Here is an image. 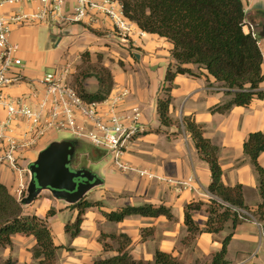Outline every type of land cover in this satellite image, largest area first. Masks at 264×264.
Listing matches in <instances>:
<instances>
[{
	"label": "crops",
	"instance_id": "0c3cea01",
	"mask_svg": "<svg viewBox=\"0 0 264 264\" xmlns=\"http://www.w3.org/2000/svg\"><path fill=\"white\" fill-rule=\"evenodd\" d=\"M242 2L244 6L249 7L246 20L254 24L257 31L261 28L260 34L263 38L260 40V49L263 53L264 1L242 0ZM26 9H30V6L25 7ZM11 10L5 8L3 12L9 14ZM103 26L91 28L73 24L57 28L46 25L16 27L11 39L19 45V56L25 65V74L32 79H39L43 76L45 72H41V68L47 62L52 66L68 59L75 61L80 47L89 48L88 46L92 45V37L96 35L112 38L121 44L124 51L136 58V63H133L136 72L125 75L118 72L113 90L127 88L128 83L130 95L126 100L124 110L129 113L128 110L132 106H138L141 112V123L147 132L138 137L124 156L125 161L132 166L146 167L156 175L167 179L184 180L195 174L202 187L208 189L212 179L210 166L200 158L191 134L185 130L170 139V134L177 131V125L162 126L157 105L153 117H150L151 99L157 100L164 82L159 88L149 90L148 81L142 76V66L166 61L167 67L164 68L162 75L164 80L169 64L174 62L171 57L172 44L156 34L146 32L142 34L137 24H135L136 34L129 38L114 34L110 23H105ZM53 34H58L63 41H66L65 51L59 53V46L51 49L50 40L53 39ZM47 51L58 53L60 62L56 63L51 57L46 58ZM73 72L76 73L74 70ZM149 74L153 75L152 72ZM71 78L72 76L70 80ZM84 85L86 88L85 83ZM220 86L214 79L207 81L204 75H179L174 81L172 95L174 103L181 104L183 112L172 115V118L179 119L180 124H183V118L190 117L202 126L205 137L220 149L219 161L224 184L229 187L241 184L245 205L248 209L255 211L261 202L258 174L251 159L244 153V143L250 133L264 132V100H254L248 107H234L225 114L213 113L211 110L214 107L231 99V96L226 95ZM214 88L219 90H213ZM261 89L264 90V82L261 84ZM20 90L21 88H15L12 92L18 93ZM97 90L98 82L88 92L95 93ZM151 129H159V132L148 133ZM34 155L36 156L35 153ZM259 163L264 166V153L260 156ZM95 170L99 171L105 182L101 187L90 191L82 201H89V196H91L90 202L99 201L100 206L90 207L83 212L81 232L76 237L72 238L66 232L68 224L62 222L59 217L60 213L71 210L72 218L69 225H72L79 216V211L70 209L71 205H66L65 202L55 198H43L44 193L49 191H43L39 199H36L28 209L23 205L25 212L41 217H45L51 209L55 211L48 221L55 243L63 247L57 255L59 264H93L96 259L117 255L121 248L123 251L130 252L136 260L141 261H153L156 251L159 250L171 254L174 258H180V260L188 261L186 258L188 254L190 259L204 258L205 263H210L213 255L221 250L222 241L231 231L234 234L228 245V261L231 264H264V237H261L260 230L254 222L241 221L235 229L232 223L228 222L225 230L219 234H198L193 244L194 251L191 252L189 247L182 248L179 240L181 233H188L184 222L185 207L191 203H202L192 213L194 220L201 228H204L209 217V201L189 191L179 192L162 181L153 182L148 179V182L138 185L129 181L130 178H127L125 174L118 175L113 167L104 168V171L101 168ZM116 178L120 181L112 184V180ZM0 181L9 188L13 195V190L8 184L13 183L11 185L13 188L16 174L0 166ZM135 203L151 204L155 207L163 205L171 210L174 219L169 220L165 216L156 218L128 216L122 222H114L104 215V213L118 212ZM147 227L150 228L151 235L143 241L141 229ZM111 235H115L116 238H112ZM121 235H126L129 240L124 241ZM219 237L220 239L217 240L216 238ZM35 243L34 237L16 235L13 237V246L8 256H11L16 264H32L34 259L30 250ZM104 245H108V248Z\"/></svg>",
	"mask_w": 264,
	"mask_h": 264
},
{
	"label": "trees",
	"instance_id": "16d2710c",
	"mask_svg": "<svg viewBox=\"0 0 264 264\" xmlns=\"http://www.w3.org/2000/svg\"><path fill=\"white\" fill-rule=\"evenodd\" d=\"M124 7L126 17L148 34H156L172 44L170 63L163 87L166 99L158 101V112L162 126H170V107L174 81L179 75H204L207 81L214 79L231 99L217 105L211 111L225 114L234 107H248L254 100H264V57L259 47L263 38L260 33L253 37L245 31V12L242 0H119ZM258 32V31H257ZM197 67L202 73H196ZM98 81V90L90 93L78 81L71 83L80 96L87 101H103L114 89V77L107 69L94 76ZM75 84V85H74ZM183 124L192 136L200 158L206 161L211 170V182L208 190L224 202L249 210L254 217L264 223V166L259 158L264 153V132L250 133L244 143V153L251 159L258 174V190L261 202L255 211L245 205L243 186H226L219 161L220 149L205 137L202 126L189 117ZM209 217L204 228L193 218V210L202 203H191L185 207L184 222L187 232L196 236L202 233L219 234L226 224L231 222L233 229L241 222L238 215L211 200ZM98 205V203H97ZM95 206L82 201L69 208L77 209L79 216L75 223L66 225V232L76 237L81 232L83 212ZM196 206V207H195ZM55 214L53 209L45 217L29 214L23 204L11 194L9 188L0 181V264H16L11 256H3L1 250L11 248L13 237L23 235L34 237L35 245L30 250L36 264H58L57 255L62 246L55 243L49 218ZM114 222H122L128 216L174 218L171 210L165 206L155 207L144 204L140 207H125L118 212L104 213ZM233 231L222 241V248L213 255L207 264H231L227 259L228 245ZM116 238L115 235H111ZM124 241L129 238L126 235ZM108 248V245H104ZM93 264H180L171 254L156 251L153 261L136 260L128 251L109 258H99Z\"/></svg>",
	"mask_w": 264,
	"mask_h": 264
},
{
	"label": "built area",
	"instance_id": "2783aa9c",
	"mask_svg": "<svg viewBox=\"0 0 264 264\" xmlns=\"http://www.w3.org/2000/svg\"><path fill=\"white\" fill-rule=\"evenodd\" d=\"M28 5L30 9L25 10ZM5 8L12 12L5 14ZM244 12L245 16L249 12L246 5ZM105 23H110L123 38L136 34L135 23L126 17L119 0H0V166L16 174L12 188L15 199L21 203L27 196L30 156L65 133L112 156L114 166L123 172L169 182L179 192L189 191L215 200L236 213L241 221L254 222L264 237L263 222L249 210L224 202L204 189L195 174L184 180L165 179L124 161L125 154L146 132L140 109L132 106L129 113L124 110L129 89L113 90L103 101H87L69 83L73 74L69 63L54 73L45 72L41 78L32 79L25 74L19 45L11 39L16 27L80 24L99 28ZM245 23L246 32L256 37L255 25L246 19ZM15 88L21 90L13 93Z\"/></svg>",
	"mask_w": 264,
	"mask_h": 264
},
{
	"label": "rangeland",
	"instance_id": "374dc122",
	"mask_svg": "<svg viewBox=\"0 0 264 264\" xmlns=\"http://www.w3.org/2000/svg\"><path fill=\"white\" fill-rule=\"evenodd\" d=\"M27 27H31V26H27ZM260 30H261V28L258 29V33L261 32ZM113 33L116 34L115 31H113ZM52 37H53V39L50 40L51 49H55L57 46H59V49H58V51L60 50L59 53L65 51V49H66V41H63L58 34H53ZM92 38H93L92 45H89L88 46L89 48H82L83 46L80 47V52L77 55V59L75 61L72 60V59H68V60L64 61L63 63H59L60 60H59V57H58V53H56V52L55 53H52V52L48 53V51H47L46 58L51 57L52 59H54V61L56 63H59V64L50 66V64H48V62H47L41 68V72H52V73H54L57 70H59L61 68H64L65 65L68 62L69 64L72 65L73 70L76 72L75 74L73 72V75H72V78H71L72 80H69V83L73 84V83L78 81V83L82 84L83 87H85V85H84V83H85L86 84V88L89 91H91V89L94 86H96L98 81H97V79L94 76L96 74L101 73L102 69H107V70H109L111 72V74L114 77V83H115V77L117 76L118 72H122V74H124V75L125 74H132L133 72H136L135 71L136 70L135 64H133L134 62L136 63V58L132 54H129L126 51H124V49L122 48L121 44H118V42H116L112 38L102 37V36H100V34L98 36L96 35V36H94ZM139 67H140V65H139ZM142 67H143L142 68L143 69V75L142 76H143L144 79H146L148 81L149 90L152 91L154 88L155 89L159 88L163 84V82H164V86L163 87L168 85V84H165V80H163V76H162L164 68L166 69V67H167L166 61H162L161 63H157V64H145ZM194 71H196V73H198V74L201 73V71L199 69H195L194 68ZM149 72H152L153 75H150ZM127 76L129 77V75H127ZM126 87H127V89L129 88L128 83L126 84ZM213 90H219V89L214 88ZM166 98H167L166 97V92L162 88L160 94L157 97V100L154 99V98L151 99V104H152V108L150 109L151 110L150 111V117L151 118L153 117V115L155 113L154 111H155V106L156 105H157V110H158V101L161 100V99H166ZM172 108L174 110H172ZM171 112H173V114H171ZM180 112H183V110L181 108V104H175L174 103V97L172 95V103H171V107H170V118H171V125L170 126L176 124L177 125V131L172 133V134H170V136H169L170 139L172 137H174V135H179L183 131L186 130L185 126L183 124H180L179 119L172 118V115H174L176 113L179 114ZM158 116H159V112H158ZM170 126H165V127H170ZM151 130L148 133H154V132L158 133L159 132V129H154L152 131ZM146 133L147 132H145L144 134H146ZM64 139H71V136L68 135V134H65V133H60L58 135V140H64ZM81 143H82V150L78 151L76 157H78L81 153L84 154V155L86 154L84 156L83 160H82L86 165H90L91 166V164H92V167H94L95 169L96 168H101L102 171H104V168L109 169V168L113 167L114 172H116V173L118 172L117 173L118 175L125 174V176H128L127 178H130V179H128L129 181H133L134 183H137L138 185H140L141 183L148 182V179L141 178L136 173H133V172L126 173V172H123V171L119 170L117 167L114 166V161H113V157L112 156H110V155H108L106 153H103L101 151L96 150L92 145H90L87 142L81 141ZM145 156H147V154H145ZM30 157H31L30 160H32V159L35 160L36 159L35 155H32ZM124 161H125V159H124ZM94 163H96V164H94ZM127 164L130 165L129 163H127ZM130 166L134 167V168H137V169H145V170L150 171L146 167L141 168V167H136V166H132V165H130ZM98 173H99V171H98ZM165 179H167V178H165ZM171 180H175V179H171ZM119 181H120V179L116 178V179L112 180V184H116V182H119ZM155 181H161V180L153 179V182H155ZM162 182H164V181H162ZM165 183H167L170 187H172L169 182H165ZM12 184H11V182L8 184L11 190H12V186H11ZM141 185H143V184H141ZM25 195H26V193H25ZM43 198L54 199L53 195L50 192H45ZM37 199H39V198H37ZM91 199H92V197L89 196V201H87V202H90ZM203 199H206V198L203 197ZM207 201H209V200H207ZM113 202L115 203V200ZM91 203H94L95 207H99L100 206V202L99 201L91 202ZM97 203H98L99 206L97 205ZM33 204H34V202L31 205H33ZM142 205H144V203L143 204L135 203L134 205H128V206H130V207H132V206L133 207H140ZM25 207H26V209H28L30 207V205L29 206H25ZM70 209H72V208H70ZM59 218L65 224L71 223V218H72L71 210H66V211L60 213V217ZM141 235H142L143 241L147 240L150 237V235H151L150 228L147 227L145 229H141ZM195 239H196V236H192L189 233H187V234H182L181 233L180 234V238H179L180 243H181V247L182 248L183 247H186V248L189 247L191 249V250L189 249L191 252L194 251V249H193L194 245L193 244L195 243ZM216 239L219 240L220 237L216 238ZM12 246H11V249H12ZM9 251H10V248L3 249V250H1V254L3 256L7 257L8 254H9ZM188 256L189 255L186 254V258H188V261L180 260V258H176V260L180 264H207V263H205L204 258L193 260V259H190L191 258L190 256L189 257ZM191 260H193V261H191ZM57 262H58V260H57ZM32 264H36V261H34V263H32Z\"/></svg>",
	"mask_w": 264,
	"mask_h": 264
},
{
	"label": "water",
	"instance_id": "95a60500",
	"mask_svg": "<svg viewBox=\"0 0 264 264\" xmlns=\"http://www.w3.org/2000/svg\"><path fill=\"white\" fill-rule=\"evenodd\" d=\"M77 140L53 141L36 153V159L28 164L30 180L27 196L22 200L24 206L31 205L43 191H49L57 200L73 205L104 184L100 174L82 167L74 169L79 151ZM84 182L77 183L76 179Z\"/></svg>",
	"mask_w": 264,
	"mask_h": 264
},
{
	"label": "flooded vegetation",
	"instance_id": "af4514ba",
	"mask_svg": "<svg viewBox=\"0 0 264 264\" xmlns=\"http://www.w3.org/2000/svg\"><path fill=\"white\" fill-rule=\"evenodd\" d=\"M77 142H78L77 144H78V148H79V151H80V150H82V143H81V141H79V140H77ZM96 150H97V149H96ZM98 151H99V150H98ZM91 152H92V151H91ZM85 155H86V154H85ZM85 155L81 153L78 157H76V163H75L74 169H80V168H82V167H86V168L92 170L93 172L98 173V171L95 170L94 167H92V164H91V166H90V165H86V164L82 161ZM93 168H94V169H93ZM98 174H99V173H98ZM84 181H85V179H83V178H78V179H76V182H77V183L84 182Z\"/></svg>",
	"mask_w": 264,
	"mask_h": 264
}]
</instances>
